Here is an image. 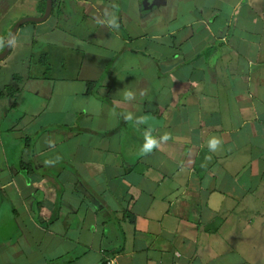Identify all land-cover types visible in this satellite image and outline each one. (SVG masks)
Here are the masks:
<instances>
[{
	"label": "crops",
	"instance_id": "crops-1",
	"mask_svg": "<svg viewBox=\"0 0 264 264\" xmlns=\"http://www.w3.org/2000/svg\"><path fill=\"white\" fill-rule=\"evenodd\" d=\"M7 55L0 264H264V0H53Z\"/></svg>",
	"mask_w": 264,
	"mask_h": 264
},
{
	"label": "water",
	"instance_id": "water-1",
	"mask_svg": "<svg viewBox=\"0 0 264 264\" xmlns=\"http://www.w3.org/2000/svg\"><path fill=\"white\" fill-rule=\"evenodd\" d=\"M52 5H53V0H48L47 2V8H46V12L45 14L41 17V18H32V19H25L24 21H21L20 23H18V25L15 26L12 34H11V37L6 45V48L5 50L3 51V53L0 55V62L3 61V59H5L11 49V45L13 43V40H14V37L17 33V30L19 29L20 26L24 25V23H32V22H44L46 21L50 14H51V11H52Z\"/></svg>",
	"mask_w": 264,
	"mask_h": 264
},
{
	"label": "clouds",
	"instance_id": "clouds-1",
	"mask_svg": "<svg viewBox=\"0 0 264 264\" xmlns=\"http://www.w3.org/2000/svg\"><path fill=\"white\" fill-rule=\"evenodd\" d=\"M112 24L114 26L118 27V25L115 24V20L112 21ZM0 44H2V42H0ZM209 143H210V147L215 149L217 147V145L220 144V141L218 139L213 138ZM146 150H147V146H146Z\"/></svg>",
	"mask_w": 264,
	"mask_h": 264
},
{
	"label": "built area",
	"instance_id": "built-area-1",
	"mask_svg": "<svg viewBox=\"0 0 264 264\" xmlns=\"http://www.w3.org/2000/svg\"><path fill=\"white\" fill-rule=\"evenodd\" d=\"M102 264H117V261L114 257H106Z\"/></svg>",
	"mask_w": 264,
	"mask_h": 264
},
{
	"label": "rangeland",
	"instance_id": "rangeland-1",
	"mask_svg": "<svg viewBox=\"0 0 264 264\" xmlns=\"http://www.w3.org/2000/svg\"><path fill=\"white\" fill-rule=\"evenodd\" d=\"M22 72V71H21ZM7 74V73H6ZM6 74H4L3 75V77H2V80L5 78V80L7 81V80H11V76L9 75H6Z\"/></svg>",
	"mask_w": 264,
	"mask_h": 264
},
{
	"label": "trees",
	"instance_id": "trees-1",
	"mask_svg": "<svg viewBox=\"0 0 264 264\" xmlns=\"http://www.w3.org/2000/svg\"><path fill=\"white\" fill-rule=\"evenodd\" d=\"M94 87H95L94 85H90V86H89V92L92 93V92L94 91V89H95Z\"/></svg>",
	"mask_w": 264,
	"mask_h": 264
}]
</instances>
